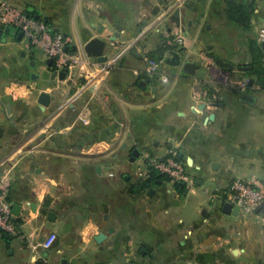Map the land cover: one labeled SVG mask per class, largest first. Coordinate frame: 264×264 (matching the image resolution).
<instances>
[{
	"label": "crops",
	"instance_id": "0c3cea01",
	"mask_svg": "<svg viewBox=\"0 0 264 264\" xmlns=\"http://www.w3.org/2000/svg\"><path fill=\"white\" fill-rule=\"evenodd\" d=\"M5 1L84 45L105 39L106 60L86 55L80 72L59 79L38 49L0 36V178L18 205L17 233L0 231V264H264V209L227 221L224 202L211 199L235 178L264 181V0H184L179 27L152 13L159 0ZM110 23L120 26L112 41ZM175 32L195 73L164 62L147 75L146 58ZM94 75L98 84L86 85ZM201 103L214 114L206 123L194 111ZM152 157L186 162L193 185L158 172L148 181ZM199 192L208 200L188 209ZM50 233L36 259L30 246Z\"/></svg>",
	"mask_w": 264,
	"mask_h": 264
},
{
	"label": "built area",
	"instance_id": "2783aa9c",
	"mask_svg": "<svg viewBox=\"0 0 264 264\" xmlns=\"http://www.w3.org/2000/svg\"><path fill=\"white\" fill-rule=\"evenodd\" d=\"M184 0L176 2L179 6ZM10 26L13 30L21 33V39L30 46L42 52L45 59H51L56 71L66 70V74L71 75L80 72L79 69L85 63L87 56L84 51V43L74 35L63 34L55 31L44 20L36 18L23 9L5 1L0 0V28ZM257 40L264 43V24L259 27ZM166 43L172 45L174 50L185 45L184 38L178 32L166 34ZM74 44V51H69L68 47ZM67 48V49H66ZM164 59L154 60L146 58L145 73L153 76L158 73ZM109 65H105L102 70L107 71ZM96 75L89 77L86 85L96 86ZM244 82H240L244 86ZM148 166L158 173L167 176L174 182L186 183L189 187L193 185L194 178L188 172L190 167L186 162L177 160L175 157H168L164 160L158 158H148ZM9 180L4 176L0 178V231L9 235L17 233V223L12 210V204L7 199ZM212 200L229 202L239 208V212L244 215L253 214L255 208L264 202V181L256 177L235 178L231 181L227 191L214 192L211 194ZM56 235L50 233L41 242L33 246L38 253L40 250L48 249ZM41 264H47L42 261Z\"/></svg>",
	"mask_w": 264,
	"mask_h": 264
},
{
	"label": "water",
	"instance_id": "95a60500",
	"mask_svg": "<svg viewBox=\"0 0 264 264\" xmlns=\"http://www.w3.org/2000/svg\"><path fill=\"white\" fill-rule=\"evenodd\" d=\"M160 5H155L152 13L154 15L158 14L159 12L162 11V17L161 19H165V18H168L169 20L173 21V23L179 27L180 24L183 22L184 18H185V9H190L189 7V4L186 3L185 1H183L179 6H176V4H171L169 5V0H159ZM36 17V16H35ZM37 18V17H36ZM111 27H113L115 30H117L115 33H112V35H108L107 36V39H109L110 41L112 40H115L119 37V30H120V26L116 23H110ZM97 26L98 28H96V25H95V29H97V33H101L102 30L104 29V26L102 25V23H97ZM9 34H12V35H16V37L18 39L21 38V33L20 32H17L15 30H13L10 26H4L3 28H0V36L1 35H9ZM91 33L88 31V36L90 37ZM105 45H106V41L105 39H102L100 37H97V36H94V37H90L85 45H84V51L86 53V55H88L89 57H95L97 59L98 62H105V57L104 55L102 54L103 51H104V48H105ZM261 46L263 47L264 49V43H261ZM67 49V48H66ZM73 49H75V47L73 46ZM181 51V48H177L176 51L174 50H170L168 53H169V57H165L164 58V62L167 63V64H170V65H175V66H180L181 65V68L184 72L186 73H189V74H194L195 73V70L197 68V63L195 61H184L182 62L181 60V57L179 55L178 52ZM52 62L51 59H47V63L50 64ZM33 65V63H31ZM227 67H230V65H227ZM246 68H249L248 66H240L238 67V70H243V69H246ZM66 70H63V71H60V72H56V71H53L52 73V77H55L56 75L59 77V79H63L65 76H66ZM248 84H251V80H249ZM227 94H223L221 96V99H214L212 102L209 103L210 106L212 107H218L221 103V101H225V99L227 98ZM240 98L242 99H247L248 96L245 94V93H241L240 94ZM38 101L42 104V105H46L47 104V95L42 92L40 95H39V99ZM206 103H201L200 105H197L196 107V112H200L201 113V117L204 119L205 123L207 121H209L210 119L213 118L214 114L211 113L209 114L206 110ZM132 159L136 156L139 155V151L137 149H134L132 151ZM181 156V154H180ZM187 160L189 163L192 162V159L191 157H187ZM97 170H98V167H97ZM18 207L17 206H14V210L13 212L16 213L17 211L16 208ZM30 207L33 209L34 208V204H31ZM223 211L227 214H231V215H238L239 214V208L238 206L236 205H232L231 203L229 202H224L223 203ZM264 209V202L261 203L259 206H257L255 208V211H261ZM51 214H49L50 216ZM112 231V228H109L108 229V232ZM105 233L104 232H99L98 234H96L93 239L94 241H96V243H101L102 240L105 238ZM44 252H47V249H44L42 251V254Z\"/></svg>",
	"mask_w": 264,
	"mask_h": 264
},
{
	"label": "rangeland",
	"instance_id": "374dc122",
	"mask_svg": "<svg viewBox=\"0 0 264 264\" xmlns=\"http://www.w3.org/2000/svg\"><path fill=\"white\" fill-rule=\"evenodd\" d=\"M37 49V48H36ZM40 53L42 54V52L40 51ZM43 55V54H42ZM44 57V56H43ZM116 150L118 151V148L116 147ZM147 165H148V163H146ZM122 171L120 170L119 171V173H121ZM189 173H190V175L193 177V175L191 174L192 172H190V170H189ZM204 196H206L205 198H207V200H208V196L209 195H207V194H203L202 192H199L198 194H191V193H189L188 194V209H191L192 208V206L193 205H197V204H199V203H195V202H198L199 200H203V201H207L205 198H204ZM209 202V201H208ZM250 216L251 215H253V214H249ZM248 215V216H249ZM237 218H239V216H234V215H231V214H225V219L227 220V221H234V220H236ZM34 247H31L30 246V251H31V253L32 254H34V257L36 258V259H41V257H39L38 255H37V252H36V249H33Z\"/></svg>",
	"mask_w": 264,
	"mask_h": 264
},
{
	"label": "trees",
	"instance_id": "16d2710c",
	"mask_svg": "<svg viewBox=\"0 0 264 264\" xmlns=\"http://www.w3.org/2000/svg\"><path fill=\"white\" fill-rule=\"evenodd\" d=\"M172 49H173L172 45H168L165 43V41H162V43L156 48V51H154L152 54H149L148 57L151 59H154V60L164 59L165 55ZM176 158L178 159L179 157L176 155ZM179 159H181V158H179ZM157 174H158L157 171L155 169H153L152 167H150V176L147 180L148 181H154L156 178H159V176H157ZM164 178H165V176H164Z\"/></svg>",
	"mask_w": 264,
	"mask_h": 264
}]
</instances>
